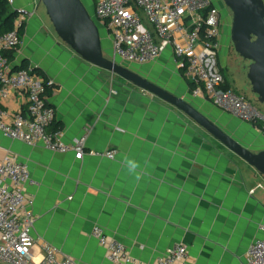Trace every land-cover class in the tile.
<instances>
[{
    "label": "crops",
    "instance_id": "0c3cea01",
    "mask_svg": "<svg viewBox=\"0 0 264 264\" xmlns=\"http://www.w3.org/2000/svg\"><path fill=\"white\" fill-rule=\"evenodd\" d=\"M11 1L13 10L33 9V0ZM34 9L9 54L11 67L30 68L51 83L50 129L60 127L64 143L90 126L84 150L116 155L76 159L72 151L52 152L0 132V162L9 156L28 165L24 193L32 200L33 239L54 246L59 257L108 264L91 235L99 226L138 261H154L183 243L193 264H244L249 245L262 236L263 179L226 148L212 149L211 137L195 134L194 122L174 107L75 55L46 26L39 5ZM171 61L167 48L155 61L131 65L149 77ZM3 105L25 112V95L13 93ZM234 118L264 139L257 127Z\"/></svg>",
    "mask_w": 264,
    "mask_h": 264
},
{
    "label": "built area",
    "instance_id": "2783aa9c",
    "mask_svg": "<svg viewBox=\"0 0 264 264\" xmlns=\"http://www.w3.org/2000/svg\"><path fill=\"white\" fill-rule=\"evenodd\" d=\"M38 5L39 1L33 0L32 10L19 9L15 28L0 34V132L28 145L41 144L52 152L72 151L76 159L86 153L113 159L115 149L103 153L84 150L90 126L71 143H64L62 131L50 129L55 109L47 103L45 91L51 83L30 68L11 67L8 55L21 44L16 28L35 14ZM92 5L91 17L106 31L114 58L146 64L171 49L176 68L196 84L195 94H205L214 105L264 134V112L243 94L224 87L225 78L218 67L221 18L215 0H92ZM13 93L25 95V112H13L3 105ZM29 182L26 163L9 156L0 162V264H83L66 255L59 257L54 246L31 236L35 218L32 200L24 193ZM259 229L262 236L249 245L244 264H264V222ZM91 235L105 248L108 264H193L183 243L154 261L142 262L101 227L95 226Z\"/></svg>",
    "mask_w": 264,
    "mask_h": 264
},
{
    "label": "water",
    "instance_id": "95a60500",
    "mask_svg": "<svg viewBox=\"0 0 264 264\" xmlns=\"http://www.w3.org/2000/svg\"><path fill=\"white\" fill-rule=\"evenodd\" d=\"M38 1L58 40L75 55L174 107L264 177V150L253 152L183 97L123 66L112 54L105 55L98 26L82 0ZM222 1L232 13L231 40L234 49L250 62L246 76L252 92L264 104V0Z\"/></svg>",
    "mask_w": 264,
    "mask_h": 264
},
{
    "label": "rangeland",
    "instance_id": "374dc122",
    "mask_svg": "<svg viewBox=\"0 0 264 264\" xmlns=\"http://www.w3.org/2000/svg\"><path fill=\"white\" fill-rule=\"evenodd\" d=\"M82 2L89 11L90 15L92 16L93 15L92 0H82ZM215 5L220 11V17H221L220 36L218 40L219 42L218 67L221 70V72H223L228 85L232 89H234L237 93L243 94L245 97L249 99V101L257 109H259L261 112H264V104L260 103L258 101L257 96L252 92L250 82L246 76L248 65L250 64V62L246 59H243L235 51L233 42L231 40L232 13L225 6L222 0H215ZM38 13L44 19L46 26L54 34L52 25L48 20V17L45 14V10L41 4H39ZM98 30H99V35L101 38L104 54L107 56H111L112 49L111 46L109 47L106 40L107 33L103 28H98ZM169 59H171V57ZM169 59L168 61H170ZM117 60L120 62L119 59ZM171 63L172 64L169 65L166 71L164 69L161 70L156 69V71H153L149 75V77L145 75V72H147V70H145L144 68L139 69L138 67L136 68L135 66L130 65V63H126V62H122L121 64L123 66L130 67L132 70L144 75L149 80L158 82V84L164 86L166 89L170 90L174 94L181 96L187 101H189L195 108H197L208 118H210L222 130L227 132L230 136H232L237 141L242 143L248 149L252 150L253 152H259L261 150H264V139L261 138L257 133H255V131H253L251 128L247 127L246 125L241 124V122L236 121L235 118L230 113L226 111L220 112V109L215 105H213V103L205 96V94H200V96H198L199 94H195L192 91H188L187 88L185 87L184 79L181 76L182 75L181 70L176 68L173 61H171ZM107 73L109 76L115 78L116 80L123 81L121 78L109 72ZM127 84L130 85V87H132L133 89L134 88L137 89L133 85L129 83ZM159 102L161 103V101ZM166 106L169 105L166 104ZM208 106L210 107V109ZM194 125H195V129H197V132L195 134L211 137L208 133H206L204 130L199 128L196 124ZM211 143H212V149L214 150L218 148L222 149L223 147L218 141H216L212 137H211ZM259 176L264 181V177L261 175Z\"/></svg>",
    "mask_w": 264,
    "mask_h": 264
},
{
    "label": "trees",
    "instance_id": "16d2710c",
    "mask_svg": "<svg viewBox=\"0 0 264 264\" xmlns=\"http://www.w3.org/2000/svg\"><path fill=\"white\" fill-rule=\"evenodd\" d=\"M17 15H18V11L13 10L11 8L8 0H0V34L4 33V32L11 31L15 28L14 21H15ZM16 30H17V33L19 34L20 38H21V36L24 33V24L17 27ZM8 57H9V55H8ZM18 68L20 69V68H25V67L19 66ZM15 69H17V68H15ZM33 72L37 73L35 70ZM181 73H182V71H181ZM222 74H223V72H222ZM223 76H224V74H223ZM224 78H225V76H224ZM186 80H187L190 91L194 90L197 87L193 81H191L189 79H186ZM224 87L225 88L230 87L226 81V78H225ZM50 88H51V86L46 87L45 93H49ZM54 129L57 130V129H60V127H55Z\"/></svg>",
    "mask_w": 264,
    "mask_h": 264
},
{
    "label": "flooded vegetation",
    "instance_id": "af4514ba",
    "mask_svg": "<svg viewBox=\"0 0 264 264\" xmlns=\"http://www.w3.org/2000/svg\"><path fill=\"white\" fill-rule=\"evenodd\" d=\"M221 18V17H220ZM220 24H221V22H220Z\"/></svg>",
    "mask_w": 264,
    "mask_h": 264
}]
</instances>
